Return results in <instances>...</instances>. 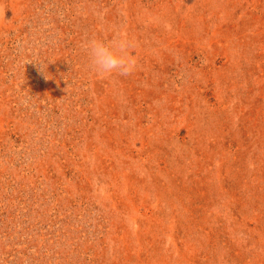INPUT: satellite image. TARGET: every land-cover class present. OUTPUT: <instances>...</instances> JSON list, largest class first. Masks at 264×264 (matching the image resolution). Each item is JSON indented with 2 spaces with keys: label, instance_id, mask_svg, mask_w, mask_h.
Here are the masks:
<instances>
[{
  "label": "rangeland",
  "instance_id": "1",
  "mask_svg": "<svg viewBox=\"0 0 264 264\" xmlns=\"http://www.w3.org/2000/svg\"><path fill=\"white\" fill-rule=\"evenodd\" d=\"M0 264H264V0H0Z\"/></svg>",
  "mask_w": 264,
  "mask_h": 264
},
{
  "label": "clouds",
  "instance_id": "2",
  "mask_svg": "<svg viewBox=\"0 0 264 264\" xmlns=\"http://www.w3.org/2000/svg\"><path fill=\"white\" fill-rule=\"evenodd\" d=\"M82 47L91 70L100 78L128 76L136 70L137 60L131 54V42L125 36L117 35L111 40L93 36L87 38Z\"/></svg>",
  "mask_w": 264,
  "mask_h": 264
}]
</instances>
